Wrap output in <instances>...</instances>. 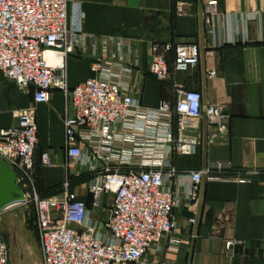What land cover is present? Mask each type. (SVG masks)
<instances>
[{
    "label": "built area",
    "instance_id": "1",
    "mask_svg": "<svg viewBox=\"0 0 264 264\" xmlns=\"http://www.w3.org/2000/svg\"><path fill=\"white\" fill-rule=\"evenodd\" d=\"M68 2L0 0V73L31 93L29 106L14 113L16 124L0 129V160L16 174L24 197L19 207L30 209L34 217L41 264H146L143 258L177 229L173 211L194 213L204 177L222 179L221 174L231 169L216 163L181 172L171 165V155L192 153L193 143L183 139L188 121L202 119L207 130L225 134L229 115L225 107L203 104L198 92L177 85L174 102L162 101L156 109L141 107L127 92L125 81L90 78L70 88L66 60L85 50L81 33L67 28ZM184 7L177 3L175 13L184 15ZM203 7L211 27L217 2L207 1ZM199 60L197 44H180L170 68L165 55L153 47L148 71L157 81H167L173 73L196 67ZM100 68L93 63L91 71L98 73ZM53 90L64 99L66 158L94 174L88 182L92 207L99 206L103 195H112L102 226L91 221L85 204L69 190L70 180L55 197L42 196L36 188L35 107L47 104ZM79 143L89 145L93 159L82 153ZM40 163L50 166V155L42 153ZM261 174L264 171H252L234 180L251 182ZM236 244L228 241L226 249ZM8 257L7 244L0 238V264H8Z\"/></svg>",
    "mask_w": 264,
    "mask_h": 264
},
{
    "label": "crops",
    "instance_id": "2",
    "mask_svg": "<svg viewBox=\"0 0 264 264\" xmlns=\"http://www.w3.org/2000/svg\"><path fill=\"white\" fill-rule=\"evenodd\" d=\"M207 1L69 0L67 6V28L81 33L85 50L66 60L70 88L90 78L125 81L127 92L141 107L156 109L162 101L174 102L177 85L198 92L203 104L225 107L229 115L225 134L207 130L202 119L188 121L183 139L193 143L192 153L171 155V165L181 172L216 163L231 169L221 174L222 179L204 177L194 213L173 211L177 229L143 258L146 264H264V176L251 182L234 180L264 171V0H215L218 15L211 27L204 19ZM177 3L185 4L184 15L175 13ZM186 43L199 47L196 67L173 73L167 81L150 75L153 47L171 68L174 48ZM93 63L101 65L98 73L91 71ZM30 102V92L0 73V129L14 126V113ZM63 114V95L56 90L47 104L35 107L36 188L45 197H55L70 180L69 190L85 204L91 221L102 226L112 195H103L99 206L92 207L88 182L94 174L67 160ZM79 146L93 159L87 143ZM44 152L50 155L47 167L40 163ZM189 218L194 224L188 223ZM228 241L237 244L227 250Z\"/></svg>",
    "mask_w": 264,
    "mask_h": 264
},
{
    "label": "rangeland",
    "instance_id": "3",
    "mask_svg": "<svg viewBox=\"0 0 264 264\" xmlns=\"http://www.w3.org/2000/svg\"><path fill=\"white\" fill-rule=\"evenodd\" d=\"M36 233L28 208L20 207L0 217V238L7 244L9 264H41Z\"/></svg>",
    "mask_w": 264,
    "mask_h": 264
},
{
    "label": "water",
    "instance_id": "4",
    "mask_svg": "<svg viewBox=\"0 0 264 264\" xmlns=\"http://www.w3.org/2000/svg\"><path fill=\"white\" fill-rule=\"evenodd\" d=\"M23 200L15 172L0 160V213L18 209Z\"/></svg>",
    "mask_w": 264,
    "mask_h": 264
},
{
    "label": "bare ground",
    "instance_id": "5",
    "mask_svg": "<svg viewBox=\"0 0 264 264\" xmlns=\"http://www.w3.org/2000/svg\"><path fill=\"white\" fill-rule=\"evenodd\" d=\"M47 59L50 61L52 59V57L48 54Z\"/></svg>",
    "mask_w": 264,
    "mask_h": 264
},
{
    "label": "trees",
    "instance_id": "6",
    "mask_svg": "<svg viewBox=\"0 0 264 264\" xmlns=\"http://www.w3.org/2000/svg\"><path fill=\"white\" fill-rule=\"evenodd\" d=\"M43 196V195H42Z\"/></svg>",
    "mask_w": 264,
    "mask_h": 264
}]
</instances>
